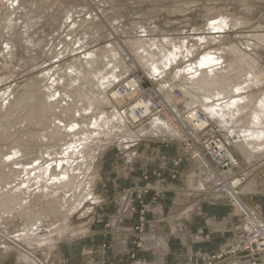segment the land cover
<instances>
[{
    "label": "bare ground",
    "instance_id": "bare-ground-1",
    "mask_svg": "<svg viewBox=\"0 0 264 264\" xmlns=\"http://www.w3.org/2000/svg\"><path fill=\"white\" fill-rule=\"evenodd\" d=\"M64 7L61 0H0V44L5 46L0 53L4 58L0 67L10 68L18 62L21 68L39 59L31 53L40 49L47 37L45 28L58 32L67 26L70 31L66 36L71 37L84 26L85 18L75 21L79 8L61 10ZM207 7L201 36H145L126 43V51L114 41L87 48L88 42L84 41L95 36L85 33L73 42L74 46L51 49L56 64L41 69V74L27 79L21 89L10 84L0 90V260L12 256L21 264H65V246L92 234L93 214L104 204V197L97 192L104 156L111 147H119L124 155L121 172L127 175L136 160L149 161L138 147L142 138L192 139L191 169L186 172L184 185L187 196L200 190L198 195L207 199L223 198L239 215L247 214L242 223L245 230L259 229L261 224L248 216L247 210L252 207L244 196L260 194V183L251 178L250 171H235L240 165L232 147L245 154L248 162L264 160V65L258 52L264 48V34L248 33L253 40L247 44L249 52L236 43L224 44L226 30L249 26L250 22L247 25L245 18H237L235 12L229 13L232 11L223 12L222 7L219 11ZM91 37L89 41H93ZM21 42L26 45L29 60L20 57ZM67 47H71L70 52ZM73 54L76 56L64 61ZM135 66L144 70L147 78L160 81L157 91L165 98L161 100L162 111L155 110L161 107L156 95L140 86L142 77L127 75ZM10 79L0 77V83ZM167 85L168 91L175 86L181 96L178 93L176 98L171 91L164 94ZM127 97L129 103L125 102ZM216 123L226 133V140L217 134L212 142L204 144L202 132ZM206 144L210 151L218 149V154L235 163L219 175L221 182L232 178L231 183L225 182L226 193L213 184L218 163L216 156L210 158L204 147L200 149ZM127 198L122 196L118 201L122 217L131 208ZM195 210L198 204L174 215L170 224L175 235H179L177 220L190 219ZM76 214L81 221L92 216L75 225ZM114 219L117 249L122 250L127 230L120 224L121 216ZM142 238L146 247L157 249L166 236L151 234ZM181 238L186 241L188 236Z\"/></svg>",
    "mask_w": 264,
    "mask_h": 264
},
{
    "label": "rangeland",
    "instance_id": "rangeland-1",
    "mask_svg": "<svg viewBox=\"0 0 264 264\" xmlns=\"http://www.w3.org/2000/svg\"><path fill=\"white\" fill-rule=\"evenodd\" d=\"M61 1L66 5V7L62 8L61 10H65L67 7H70V6H75V7L79 8V11H80V13L77 14L78 17L77 16L75 17V21H80L81 19L85 18L87 20V22L84 23V26H82L71 37L66 36V33L68 31H70L69 27L66 28L67 26L63 27V28H59L58 32L53 31V28H52V30H50L51 28H49V29L45 28L47 37L43 36L46 38H43V40H44L43 44L44 45L43 44L41 45V47H40L41 51H39L40 49H39V47H37L36 49H38V50L32 49V50H34L33 51L34 53H31V55L33 54L32 56H35L37 54L39 59L34 60L31 63H26V65L21 67V68H19L18 62H14L12 64V66H10V68H3V67L1 68L0 67V77L11 76V79L8 80L9 82L6 81V83L4 82V84L0 83V90L7 88L10 84L19 85L16 87L21 89L27 79L36 78L35 76L38 77L41 74L40 73L41 69H47V68H50L51 66H54L56 64L57 59L54 58V56L50 55L51 54L50 51H52L56 46H58L56 51L60 50L61 48H66L67 44L69 46H74L75 43H73V42H76V40L78 41L79 38L81 36H83L85 33L88 35L95 36L94 38L90 36L93 39V41H91V39H90V41L88 40L90 37L86 40V42L84 41V43L88 42L87 45L89 47L86 46L87 48L94 49L96 47H99V46H102L104 44H108V43H111L114 41L117 43L119 42V44L122 46V48L126 51H127L126 43L128 44V43H130L129 41H131V40L139 39V38L145 37V36L150 37V38H154V39H159V38H163V37H171V38H175V37H190L191 38L192 37L193 38V37L201 36L204 34L203 31H201V30L206 25V21H207L206 20V18H207L206 15L208 13V7L207 6H209L210 8H214V9L217 8L216 9L217 11H219L220 8L222 7V8H224L223 12L232 11L229 13L234 14V12H235V16L237 18H239V17L245 18L246 19L245 22L247 25H248V22H250L249 23L250 27L244 25L242 27L241 26H238L237 28L235 27L236 30L235 29L234 30L231 29V31L226 30V32L223 34L224 37H226L225 38L226 41L224 40L225 41L224 44H228V43L229 44H235L236 43V45H238L240 48L244 47L242 49L249 52L250 49L247 48L248 47L247 44H248V42H250L249 44H251V42H253L252 39L250 40L249 36L255 35V34H264V0H256V1L255 0H244V1L243 0H239V1L238 0H61ZM244 4H245V7H243ZM246 4L249 6L247 7ZM80 6L83 9H80L81 8ZM212 6H214V7H212ZM246 7H247V11L245 10ZM249 7L251 10H249ZM226 8H227V10H226ZM206 11H207V13H206ZM91 15L94 16V18L92 17V19L89 20ZM86 16H87V18H86ZM78 19H80V20H78ZM245 19H243V20H245ZM136 25H137V27H136ZM239 27H241V28H239ZM87 29L89 30V32H92L93 34L87 32L88 31ZM141 29H143V33H142ZM146 29H147V31H146ZM96 30H99L100 33L98 32V34H97ZM54 32L56 33V35L54 34ZM49 34H52L50 36L52 37L53 40H51V37L49 36ZM88 35L86 36V38L88 37ZM238 35L240 36V38L238 37ZM242 35L243 36L249 35L248 36L249 38H247L246 36L242 38L241 37ZM227 36H228V38H227ZM45 39H47L46 42L48 40H50L49 41L50 43L52 42V44H50L49 47H47L48 45H46L47 43L49 44V42L46 43ZM242 40L244 41V43ZM0 42H2V41H0ZM91 42H92V44H91ZM62 43H64V46L62 45ZM21 45H23L24 47L22 46L20 48L21 49L20 57H22V59L26 58L27 60H29L30 55L26 52V49H25L26 45H24L22 42H21ZM123 45H125V46H123ZM0 46H1V44H0ZM3 46L0 47V53L1 54H2L1 50L4 49V47H5V46L4 47ZM42 46H43V49H42ZM44 48L46 50V53L42 51V50H44ZM46 48H49V49L47 50ZM69 48L71 49V47H69ZM69 48H68V51L70 52ZM24 49H25V51H24ZM258 52H259V56L261 55L259 59H260L261 65L263 66L264 65V48L262 47L261 49H259ZM1 54H0V66L4 62V58H2ZM42 54H43V56H42ZM77 55H80V53L78 52ZM75 56H76L75 54L67 55V57L64 59V61L66 59H71L72 57H75ZM180 62H179V64L184 65V63H180ZM21 64H22V62H21ZM143 71L144 70H142L139 66H135V67L131 68V70L128 72L129 74H127V75L134 74L133 77H136V76L142 77L140 86L142 88L144 87L143 89L147 90L148 93L153 92L154 95H156V97L159 99V102L161 103V107L156 111H162L164 109V104L161 100L162 99L165 100V98H164V95H162L161 93H159L157 91L160 87V85H159L160 81L159 82L157 80L153 81L150 78H147V76L145 75V73ZM167 86H165L164 94H166L165 92L170 93V91H171L170 94H172V96H174L176 98L178 97V93L180 95V92H177L176 91L177 89L174 88L175 86H172L170 91H168L170 88L169 85H167ZM153 89H155V90L152 91ZM126 99H127V101H125L126 103H129V101H131V99H129L128 97ZM181 101L182 100H180V102ZM224 133L225 132L220 130L219 125L216 123V124H214V127L209 126L208 128H206L203 131V134H202L203 140H204L203 142H204V144L208 141L211 142L212 136H215L217 134L220 135L221 137H223V139H225L226 135H224ZM142 141H144V142H142ZM161 141L162 140L160 138L157 140H147V141H146V139L142 138L141 141L139 142L138 147H139V150L141 148L145 149L147 147V145L150 144L149 145V146H151L150 148L165 147L167 149L172 150L173 149L172 144H176V146H180V144H182L183 145L182 149H183V151H185L184 154H182V156H180L178 154L175 155L173 153L172 156H169L170 158L167 157V159L168 158L171 159V164H172L171 170L169 171L171 178H178L179 171L182 167V164L185 160V157H186V159H188V162L191 163V159H192L191 156L192 155L189 152H190V150L193 151L194 149L191 147L189 148V145H193V141H192V139H189V142H187L186 138L184 139L182 137L181 138L177 137V140H175V141H172L170 139H163V141L162 142ZM198 144H199V142H198ZM176 146H174V147H176ZM203 147L204 146H200V149H203ZM234 148L232 147V150H233L234 154L236 155V157L239 161V165H240L235 171L237 173L238 172L243 173L244 171H245V173H247L246 171H248V172L250 171L249 173H251V178H255V181L258 185L260 183L259 189H260L261 193H263V195H264V163H262V162H264V160L253 159L252 162H248V160H245V154L240 153L239 151H237ZM171 152H173V151H171ZM123 156H124L123 152L120 150L119 147H117V146L111 147L110 150L107 152V154L104 156V158L102 160L101 178H107L109 176L108 171H112L116 167H118L119 163L121 161H123ZM247 162L250 164H248ZM103 163H104V165H103ZM240 167H241V169H240ZM183 169H185V168H183ZM156 176L159 179L163 178L162 173H157ZM109 189L110 188L104 184V185H101V188L99 189V191L97 190V192H100L101 195H104L108 198L109 201L106 204V207H110V208H105V206L101 207V205H100L96 209V212H94V214H93V217H96L97 220L99 218L98 221H100L103 224V228L105 230L109 229L108 228L109 223L113 219V217L116 215V213H117V215L115 216L116 218H119L120 216H121V219L123 218L122 214H119V213H121V210H122V206H120V203L118 202L120 197L116 201V197H118V196L114 194L115 191L111 193ZM148 189L149 188L146 187L144 189L136 188V189L127 190V193H130V194H133V192L136 193V195L138 196V202H139V207H137V208L133 207L132 208V205H131V208L127 211L128 212L127 215H130L131 213H135V211H137V213H138V219H137L138 223L133 227V232H132L133 237H134V239H133L134 247L129 252V263L128 264H138V262H140V259L138 258V255H137V252H139V250L142 249V247H143L142 246V241H143L142 237L144 236L143 232L145 230V225L147 222V208H146L147 205H146V202L142 198V194L147 193ZM199 191H192L193 195H195V193H196V195H198ZM119 194L120 193L118 192V195ZM258 196L259 195H257V194L256 195H251V194L246 195L245 201L248 203L249 206L257 209L256 208L257 206L263 204L262 201H258V199H257V198H259ZM104 199H105V197H104ZM105 202H106V199L103 203H105ZM117 202L119 203L120 207L118 205L116 206ZM102 206H103V204H102ZM230 206L232 207V205H230ZM263 207H264V205H263ZM129 211H131V213ZM259 214H262V213L259 211ZM127 215L125 214V216H127ZM243 215H244L243 213H241L239 215L241 217V220H240L239 225L236 227V230L234 233V234L238 235V238H235V239L233 238L231 241H229L227 244H225L219 250H217L213 253H208V254L204 255L201 259H189V260L187 259V260H183L179 264H207V261H208V264H228V262L231 261L230 258L232 255L227 254L226 252H223V251H225L226 247L233 245V243L240 242L244 238V234H243L244 232H243V226H242V223L244 221ZM262 215H264V214H262ZM89 218L85 219L83 221L86 222L87 220H89ZM115 220L116 219H113V225L114 226L116 225L114 223ZM73 221H74L75 225L83 222L80 220L79 214L75 215ZM121 222H120V224H121ZM115 228H116V232H117V227L115 226ZM234 237H235V235H234ZM103 246L106 247L109 245L105 244ZM144 246H145V244H144ZM65 251H66V247L64 248V254H65ZM219 255L223 256V258L221 260L218 259ZM226 256H228V257H226ZM237 256L240 258H243V261H245V262H247L250 259V258H247L248 255L246 254V252L238 253ZM3 261H4V263H3ZM66 261L67 260L65 257V262ZM16 263L21 264L19 261H16V259L14 260L12 256H10L6 260H0V264H16ZM103 263L104 264L107 263V259H104ZM75 264H80V262L76 261ZM256 264H260V262H256Z\"/></svg>",
    "mask_w": 264,
    "mask_h": 264
},
{
    "label": "crops",
    "instance_id": "crops-1",
    "mask_svg": "<svg viewBox=\"0 0 264 264\" xmlns=\"http://www.w3.org/2000/svg\"><path fill=\"white\" fill-rule=\"evenodd\" d=\"M149 145H147V149H140L141 152H146L149 158L147 163H142L139 159L136 160L131 165L132 168L127 169L129 173L127 172V175H125L121 172L123 166V161H121L118 167L108 171L109 176L107 178H101L97 189L99 190L101 185L105 184L110 188L111 193L115 191L114 194L118 196L116 201L119 197L127 198L129 196L127 200L132 203V208H137L139 207L138 196L134 192L131 195L127 194V190L149 188L147 193L142 194V198L147 205V222L143 235L147 237L151 234H162L167 239L165 238V242L161 243V247L157 249L146 247V244L144 246L142 241L143 247L137 252L140 259L139 263L179 264L187 259H201L204 255L219 250L233 238H238V235L234 233L241 217L235 207L232 206V208L225 199L219 197L217 199H207L205 196H197L196 193L192 197L187 196L188 189L184 185L187 171L191 169V163L188 162L186 157L178 178H171L169 171L172 164L169 156H172L173 153L182 156L184 154L182 147L172 144L173 149L170 150L165 147L150 148ZM167 157L169 158L167 159ZM157 173H162L163 178L159 179L156 176ZM257 195H259L258 201H262L263 204L256 208L264 214V195L263 193ZM102 196L105 197L106 202L101 207L110 208L106 207L109 201L108 198ZM193 204H198V210L193 212L190 219L177 220L179 235H175L170 220L176 213ZM117 205L119 206L118 202ZM129 212L131 213V211ZM113 219L109 223V229L105 230L103 224L98 221L99 218L97 220L95 217L91 226L92 234L89 236L91 238L76 241L70 247L65 246L64 256L67 260L65 264H75L76 261H79L80 264H104V259H107L105 264H128L129 252L134 247L132 232L133 227L138 223V213L135 211L130 215H124L121 220V226L127 230L126 245L122 250L117 249L116 228L113 225ZM184 235L188 236L186 241L181 238ZM194 236L200 238L196 240ZM105 244L109 246L104 247ZM159 249L161 250L160 253ZM159 257H161V260H158Z\"/></svg>",
    "mask_w": 264,
    "mask_h": 264
},
{
    "label": "built area",
    "instance_id": "built-area-1",
    "mask_svg": "<svg viewBox=\"0 0 264 264\" xmlns=\"http://www.w3.org/2000/svg\"><path fill=\"white\" fill-rule=\"evenodd\" d=\"M155 110H158V108L156 107ZM206 147H207V144L204 146V148H205V151L208 157L213 158L214 156H216L217 158L216 161L218 163L216 165L219 171L217 175L213 178L215 179V183L213 184L216 188L218 187L222 190V192L226 193L227 187L225 188V186L232 182L231 180L232 178L231 177L226 178L225 179L226 185H225L224 181L223 182L220 181L221 179L219 175H221L224 171H227L229 167L235 166V163L234 161L232 163L231 159L229 160L227 157H224V154L223 155L218 154V151H219L218 149L215 150L214 148H211L212 151H210V149ZM221 152H224V151L222 150ZM232 159L235 160V158H232ZM247 212H248V216H251L256 223L258 224L260 223L261 225L259 229H256L255 231L253 230L247 231L243 228L244 238L240 242H236L235 244L230 245L225 248V251L223 252H226L227 254L232 255L230 258L231 261L228 262V264H243V263L244 264H256V262H260V264H264V228H263L264 227V215L259 214L253 208L251 210H247ZM245 216H247V214ZM245 216L243 215V219H245ZM243 252H246V254L248 255L247 258H250L248 261L246 260L247 262L243 261V258H240L237 256L238 253H243ZM218 257H219L218 258L219 260L223 258L222 255H219ZM207 264H208V261H207Z\"/></svg>",
    "mask_w": 264,
    "mask_h": 264
}]
</instances>
